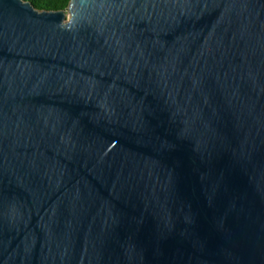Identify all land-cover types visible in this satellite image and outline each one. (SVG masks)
I'll use <instances>...</instances> for the list:
<instances>
[{
  "label": "water",
  "instance_id": "obj_1",
  "mask_svg": "<svg viewBox=\"0 0 264 264\" xmlns=\"http://www.w3.org/2000/svg\"><path fill=\"white\" fill-rule=\"evenodd\" d=\"M0 0V264H264V0Z\"/></svg>",
  "mask_w": 264,
  "mask_h": 264
},
{
  "label": "trees",
  "instance_id": "obj_2",
  "mask_svg": "<svg viewBox=\"0 0 264 264\" xmlns=\"http://www.w3.org/2000/svg\"><path fill=\"white\" fill-rule=\"evenodd\" d=\"M30 2L37 10L65 11L70 0H24Z\"/></svg>",
  "mask_w": 264,
  "mask_h": 264
},
{
  "label": "rangeland",
  "instance_id": "obj_3",
  "mask_svg": "<svg viewBox=\"0 0 264 264\" xmlns=\"http://www.w3.org/2000/svg\"><path fill=\"white\" fill-rule=\"evenodd\" d=\"M64 12H65V14H66V17H68V14H67V8H66V10H65Z\"/></svg>",
  "mask_w": 264,
  "mask_h": 264
}]
</instances>
